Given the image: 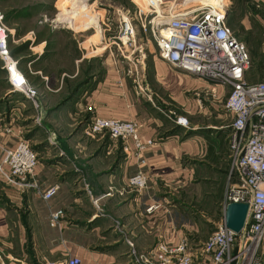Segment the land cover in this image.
<instances>
[{
	"label": "crops",
	"instance_id": "crops-1",
	"mask_svg": "<svg viewBox=\"0 0 264 264\" xmlns=\"http://www.w3.org/2000/svg\"><path fill=\"white\" fill-rule=\"evenodd\" d=\"M153 49L146 56L143 93L114 66L92 74L69 103H45L37 111L6 84L7 95L0 97V145L14 147L15 138L3 131L14 124L37 155L39 187L55 192L45 202L33 190L20 191L0 180L1 264H63L69 257L80 264H133L126 241L142 253L160 237L175 246L184 234L194 246L221 221L229 116L209 96L208 85L171 68ZM2 78L5 83L4 71ZM246 78L256 82L252 61ZM169 107L180 111L187 125L171 120ZM192 115L199 119L189 121L186 116ZM93 116L137 121L141 142L151 144L135 154L107 135H91ZM139 171L149 177L143 197L127 187ZM151 205L158 208L147 213ZM55 210L63 217L52 228L48 217ZM261 258L264 262V251Z\"/></svg>",
	"mask_w": 264,
	"mask_h": 264
},
{
	"label": "built area",
	"instance_id": "built-area-1",
	"mask_svg": "<svg viewBox=\"0 0 264 264\" xmlns=\"http://www.w3.org/2000/svg\"><path fill=\"white\" fill-rule=\"evenodd\" d=\"M135 6V21L143 33L149 32L155 45V55L171 68L192 76L208 85L209 96L221 104L229 116V166L227 188L221 206L223 218L207 239L198 245L189 242L188 235H180L179 242L170 246L160 237L150 250L137 253L126 241L133 264H264V79L250 82V55L244 42L235 37L228 25L229 0L216 2L185 0L183 9L164 8L165 0H157V6ZM188 1V2H187ZM115 41L125 47L136 44V27L133 19L125 14L118 20ZM11 32L5 25L0 11V64L5 82L12 93H19L37 107V91L31 86L18 60L10 52ZM118 46V45H117ZM135 61L124 56L128 68L126 74L139 93L141 69L146 55L140 53ZM28 69L30 64H27ZM140 67V70L138 69ZM124 74V72L122 71ZM222 90V96L218 95ZM172 113V112H171ZM37 121V120H36ZM181 118L176 124H185ZM91 135H107L119 141L124 149L133 148L141 153L151 143H142V124L134 120L103 119L93 116L88 123ZM15 138L13 148L0 145V180L17 190H33L45 202L54 195L53 188L41 189L35 177L38 164L36 153L16 128H3ZM149 177L139 171L128 178L127 187L144 196ZM231 203L247 204L248 210L239 233L226 228L224 213ZM93 204L98 208L97 201ZM158 205L146 209L152 213ZM63 217L61 210L49 213V226L57 227ZM118 227V223H115ZM78 258H67L63 264H80ZM1 264V262H0Z\"/></svg>",
	"mask_w": 264,
	"mask_h": 264
},
{
	"label": "rangeland",
	"instance_id": "rangeland-1",
	"mask_svg": "<svg viewBox=\"0 0 264 264\" xmlns=\"http://www.w3.org/2000/svg\"><path fill=\"white\" fill-rule=\"evenodd\" d=\"M75 1L0 0V11L4 17H8L5 25L11 32L9 48L15 53L18 62H21V70L25 71L28 81L36 87L37 107H33L36 111L39 108L42 110L45 103L51 106L58 102L59 105L69 103L93 78L92 74H101L107 67L114 66L123 71L131 84L133 78L126 74L128 65L124 56H131L130 59L135 61L141 56L140 53L148 56L150 52H154L151 34L143 33L139 28L134 16L136 9L130 0H87V6L98 17V29L88 26L84 31L71 28L73 22L65 21L68 16L62 20L63 24L57 21L59 15L71 10ZM165 1L164 8L173 7L175 11L185 6V0ZM203 1L214 3L217 0ZM229 2L228 25L235 37L245 42L252 61L253 80L261 81L264 79V3L261 0ZM23 9H28V12L20 16L18 13ZM125 14L134 21L136 44L122 47L114 37L118 32V20ZM97 30L100 37L96 35ZM145 61L140 74L141 85ZM28 63L31 64L29 69ZM138 69L140 70L139 66ZM2 71L0 64V97L7 92ZM165 110L168 111V108ZM169 110L172 112L168 111L171 120L175 122L177 118H181V122L187 125L186 119L180 116V111L176 113L171 107ZM186 117L189 121L199 119V115Z\"/></svg>",
	"mask_w": 264,
	"mask_h": 264
},
{
	"label": "bare ground",
	"instance_id": "bare-ground-1",
	"mask_svg": "<svg viewBox=\"0 0 264 264\" xmlns=\"http://www.w3.org/2000/svg\"><path fill=\"white\" fill-rule=\"evenodd\" d=\"M86 1L87 0H76L74 4L72 5L71 10L65 12L62 15H59L57 21L62 22L63 24L62 20L64 19V17L68 16L69 18L66 19L65 21L73 22L72 24L73 26H71V28L73 27L74 29L78 31H84L88 26H94L96 29H98V17L96 14L92 12L91 8L87 6ZM136 1H137L136 3L140 5V7H143V8H145V6L149 3L153 4L154 6H157L159 2V0L158 2L157 0H144L145 2H143L142 0H136ZM96 35L100 37V32L98 30H97Z\"/></svg>",
	"mask_w": 264,
	"mask_h": 264
},
{
	"label": "water",
	"instance_id": "water-1",
	"mask_svg": "<svg viewBox=\"0 0 264 264\" xmlns=\"http://www.w3.org/2000/svg\"><path fill=\"white\" fill-rule=\"evenodd\" d=\"M248 206L243 203H231L226 207L224 213V223L226 228L239 233L244 226Z\"/></svg>",
	"mask_w": 264,
	"mask_h": 264
},
{
	"label": "trees",
	"instance_id": "trees-1",
	"mask_svg": "<svg viewBox=\"0 0 264 264\" xmlns=\"http://www.w3.org/2000/svg\"><path fill=\"white\" fill-rule=\"evenodd\" d=\"M27 12H28V9H23V10L19 11L18 14H19L20 16H24L23 13L26 14ZM7 19H8V17H4V21H6ZM244 43H245V42H244ZM10 52H11V54L13 55V57L16 58L15 53H14L13 51H11V50H10ZM23 62H24V61H23ZM20 64H21V62L19 61V62H18L19 67H20ZM20 68H21V67H20ZM71 95H72V94H71Z\"/></svg>",
	"mask_w": 264,
	"mask_h": 264
}]
</instances>
